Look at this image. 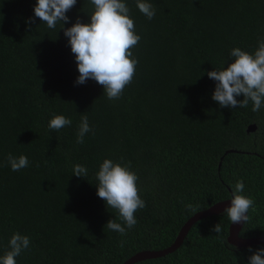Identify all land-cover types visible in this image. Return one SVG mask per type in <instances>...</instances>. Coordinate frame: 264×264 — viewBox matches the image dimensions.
I'll return each instance as SVG.
<instances>
[{
  "label": "trees",
  "instance_id": "trees-1",
  "mask_svg": "<svg viewBox=\"0 0 264 264\" xmlns=\"http://www.w3.org/2000/svg\"><path fill=\"white\" fill-rule=\"evenodd\" d=\"M125 2L141 36L132 49L139 64L123 96L109 100L94 80L76 85L62 24L27 23L37 0H0V256L13 233L27 235L30 248L17 264H122L137 251L165 248L195 213L187 204L197 212L231 198L241 179L255 205L239 236H264V108L253 112L251 101L221 108L207 75L233 62V48L254 53L264 38V0H148L152 20L136 0ZM93 11L90 0H77L64 28L78 18L90 23ZM83 114L93 131L78 144ZM53 115L71 126L50 130ZM251 123L256 130L247 132ZM9 153L27 156L28 167L13 172ZM106 158L131 162L146 202L125 236L106 228L124 222L96 194ZM76 164L88 174L76 177ZM217 223L220 234L211 231ZM229 225L224 211L202 218L175 251L134 264H249L264 243L229 244Z\"/></svg>",
  "mask_w": 264,
  "mask_h": 264
},
{
  "label": "clouds",
  "instance_id": "clouds-1",
  "mask_svg": "<svg viewBox=\"0 0 264 264\" xmlns=\"http://www.w3.org/2000/svg\"><path fill=\"white\" fill-rule=\"evenodd\" d=\"M90 3L94 6L90 23H83L78 18L70 28H64L70 22L67 13L77 4V0H37L34 17L27 23L34 24L35 18H39L49 29H55L58 23L62 24L79 72L76 85L94 80L103 86L109 100H118L123 96L125 88L133 82L139 60L132 49L139 44L141 36L136 33L135 21L131 18V10L125 0H90ZM136 7L148 20L154 19L156 9L148 0H136ZM230 55L234 60L226 68L207 73L216 82L212 99L221 108H245L251 101V110L260 111L264 108V38L258 40L254 53L236 47ZM241 95L244 99L238 101L237 97ZM71 124L70 118L53 115L48 127L58 132ZM92 131L87 114L81 115L76 142L83 144L86 134ZM7 162L13 172L29 165L27 156L15 157L11 153L7 156ZM73 173L76 177H83L88 174V170L76 164ZM96 179L97 196L106 202L107 207L117 210L119 218L124 222L122 225L109 220L106 228L121 236L127 235V229L134 228L138 223L135 213L146 207V202L140 196L137 172L131 168L130 161L125 163L121 158L116 162L106 158L99 166ZM244 188V181L238 180L233 186L230 206L224 211L232 225L246 223L249 210L254 209L255 199L243 194ZM185 207L196 212L199 206L187 204ZM211 231L222 233V224L217 223ZM124 243L121 240L120 246L123 247ZM30 244L29 236L13 233L8 250L0 256V264H17L16 258L29 250ZM249 251L253 250L249 248ZM249 264H264V248L255 250L249 257Z\"/></svg>",
  "mask_w": 264,
  "mask_h": 264
},
{
  "label": "water",
  "instance_id": "water-1",
  "mask_svg": "<svg viewBox=\"0 0 264 264\" xmlns=\"http://www.w3.org/2000/svg\"><path fill=\"white\" fill-rule=\"evenodd\" d=\"M256 127L257 126L255 123H251L247 126L246 131L253 132L256 130ZM231 151H235V150L228 149L224 153L226 154ZM231 199L232 197L228 199L220 200L218 202L213 203L207 208H204L202 210L195 212L192 216H190L183 223L175 239L169 246L162 248V249H156V250L145 249V250L137 251L134 254H132L130 257H128L122 264H134V263H137L145 259L161 257V256H164L168 253L175 251L181 245L189 229L196 221L202 218H205L207 216H211V215L218 214L220 212L225 211V209L228 206H230ZM241 225L242 223L232 225V223L230 222V225L228 228V236H227V240L229 244L235 247L241 248V247H248V246H253V245L264 243V236H257V237L239 236V230H240Z\"/></svg>",
  "mask_w": 264,
  "mask_h": 264
}]
</instances>
